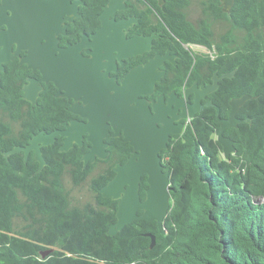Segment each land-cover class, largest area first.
<instances>
[{"label":"trees","instance_id":"obj_1","mask_svg":"<svg viewBox=\"0 0 264 264\" xmlns=\"http://www.w3.org/2000/svg\"><path fill=\"white\" fill-rule=\"evenodd\" d=\"M147 1L183 53L182 83L233 73L208 97L220 118L228 117L231 99L254 97L236 114L251 123L223 132L235 152L224 158L216 112L201 111L161 152L170 183L165 234L155 221L137 219L110 237L117 203L98 190L111 171L89 179L92 201L77 204L65 179L80 187L92 168L82 169L79 157L60 153L57 145L42 148L47 165L38 174L31 156L26 163L22 153L3 157L40 130L60 128L63 120L57 99L50 102L46 94L29 118L14 117L24 105L9 95L8 120L0 118V264H264V0H234L228 13L219 0H201L195 21L187 14L190 0H164L161 6ZM106 2L86 0L83 19L93 21ZM218 24L225 29L216 35ZM181 44L204 46L214 57L190 55ZM145 187L143 176L140 199ZM146 234L155 237L152 249ZM45 250L50 254L43 259Z\"/></svg>","mask_w":264,"mask_h":264},{"label":"water","instance_id":"obj_2","mask_svg":"<svg viewBox=\"0 0 264 264\" xmlns=\"http://www.w3.org/2000/svg\"><path fill=\"white\" fill-rule=\"evenodd\" d=\"M155 1L159 6L164 3V0ZM219 1L224 13H228L234 4V0ZM44 3L40 2L37 5V0H3V4L0 6V15L9 10L11 16L8 22L3 19L2 23L7 25L6 32H9L10 35L18 33L19 36L14 42L17 43L18 48L27 50V57L24 62L31 65L32 68H38L42 72L43 81H51L59 90H67L70 88L67 87V79L71 78V74L74 72V69L69 67L67 55L73 53V48L57 51L59 53L55 59L57 66H51L45 56L52 55L57 50L55 38L64 30L61 23L63 21L71 22L74 16H79L76 12V4L82 3L75 1L73 4H69V0H48L46 4ZM38 8L41 12L37 11ZM46 9H48L47 13L45 12ZM122 9V0H109L99 16L101 26L92 36L95 42L94 48L98 49L95 55L100 58L99 65L95 68V74L102 82L99 86L96 84L90 87L97 93L98 98L95 104L99 106L98 111L96 110L97 113L88 117L85 123L77 121L64 123L65 129L61 131L56 130L49 134L40 131L29 139L26 146H14L9 151L3 152L2 155L7 158L12 154L22 152L24 161H26L29 152L32 151L34 161L38 164L34 174H38L46 166L41 148L53 144L55 136L59 135L63 138V144L59 151L66 152L73 144L81 146L82 135L87 134L90 148L82 157L85 166L88 161H94L96 158L103 160L107 157L105 151L107 144L104 139L109 128H111L114 137L122 135L123 142L129 143L133 147V153L125 164H117L112 168L115 173L114 177L98 190L102 198L117 201L116 220L109 225L106 234L113 237L121 232L127 224L137 219L147 222L155 221L159 232L165 234L163 220L170 209V183L169 172L163 171L159 153L167 149L169 136L182 134L183 127L178 125L176 129L173 126V121L176 119L173 113L177 107L175 106L173 111L170 109L172 106L171 94L166 103L162 100L163 97L159 96L152 103L151 108L143 100L137 99L141 94L150 93L155 82L159 81V75L154 73V69L160 64L158 56L151 59L147 64L131 70L119 85L107 78V72L111 68L109 63H103V60L110 59L113 61L114 55L121 61L123 58L141 54L139 50L140 41H146L145 48H150L151 37L147 39L141 37L125 39L123 30H127L130 26V20L115 22L109 19L113 13ZM64 15H67L65 19H63ZM42 40H45V43L42 44ZM38 42L41 43L40 47H38ZM40 64L45 68L44 70L41 69ZM103 69L106 71L100 75L99 72ZM52 70H57L55 76L45 75ZM144 71H149L153 75L147 85L144 84V81H136L135 79L136 74L144 73ZM232 75L233 73L220 76L214 74L211 83L208 85L198 87L193 84L187 88L184 97L187 98L192 94L194 99L192 104L182 107L181 115L183 119H193L195 114L204 109H214L216 119L220 124L217 142L222 147L225 159H228L235 152V148L233 141L225 137L223 132L228 128H237L238 124L241 123H251L249 118H236V114L245 102L254 99V97L242 95L231 99L229 101L230 112L225 119L219 118V108L211 100H207L204 104H201L200 100L214 92L219 81L230 78ZM106 84L108 90L104 91ZM108 91H113L114 94L108 95ZM37 94L36 91L33 95L25 92L23 98L34 104ZM56 96H59V93ZM70 111L80 113L77 109H70ZM142 175L146 176L147 183L143 200L139 197V183ZM146 236L151 240L150 249H152L155 244V237L150 234H146ZM49 254L50 250L42 251L41 257L44 259Z\"/></svg>","mask_w":264,"mask_h":264},{"label":"flooded vegetation","instance_id":"obj_3","mask_svg":"<svg viewBox=\"0 0 264 264\" xmlns=\"http://www.w3.org/2000/svg\"><path fill=\"white\" fill-rule=\"evenodd\" d=\"M46 1L48 0H37V5L40 4V2H45L44 4H46ZM75 1L82 3L80 5L76 4V12L79 16H74L71 22L63 21L61 23V27H63L64 30L55 38L57 50H55L52 55L45 56L51 66H57V64L55 63V59L59 55L57 51L73 48V53H68L67 55V59L70 63L69 67L74 69V72L71 74V78L67 79V87H70L67 88V90H59L53 82L43 81L42 72L38 68H32L31 65L24 62V59L27 57V50L18 48L17 43L14 42L19 36L18 33H13L10 35L9 32H6L7 25L5 23H2L3 19L8 22V19L11 16V11L6 10L4 14L0 15V102L4 107L3 113H0V118L5 122H7L9 117L7 111L9 95L17 96L18 98H20L24 105L23 111L19 113L20 115L18 114L14 117L26 116V118H29V110L38 104V101L41 99L42 94H46L48 96L50 95L51 97H49L52 98L50 102H53V100L57 99L56 105H59V107L61 106L62 108L59 114L63 117V120L59 123L60 128L48 132L40 130L45 134H49L56 130H64V123L68 124L71 121L85 123L87 122L88 117H92V114L95 115L97 113L99 109V106L95 105L98 98L96 95L97 93L90 87L96 84L99 86L102 84V82L97 78L95 74V68L99 65L100 58L98 55H95L98 49L94 48L95 42L92 39V36L98 31L101 26L99 16L104 7L108 4L109 0H107L106 4L103 5L101 11L91 22L83 19V11L86 7V0H69V4H73ZM2 4L3 0H0V6ZM122 5L123 9L113 13L109 19L115 22H118L120 20H130V26L127 28V30H123V32L125 33V39L128 40L134 37L147 39L151 37L150 48H145L146 41H140L141 47L139 48V50L141 51V54L123 58L121 61L118 58H115L114 55L113 61L110 59L103 60V63H109V67L111 68V70L107 72V78L111 81L113 80L114 84L116 83L117 85H119L123 78L131 70L147 64L151 59L158 56L160 64L154 69V73L159 75V81L155 82L154 88L150 93L141 94L137 99L143 100L148 105V107L151 108L152 103L155 102L159 96H162V100L164 101V103H166L169 100L171 94L172 106L170 107V109L173 111L174 107H177V110H175V112L173 113V116L176 118L173 121V126L177 129V126L181 125L183 127V133L186 126L190 124V121L192 119L181 118L182 107H187V105L192 104L194 99V96L192 94H190L187 98L184 97L185 90L191 87L193 84H196L198 87L201 85L206 86L211 83V81L208 83L200 84H198L197 82H191L188 86L186 85L187 81H184L182 83L185 66V63L183 62V53L168 37L167 33L161 26L158 17L154 14L149 2L147 0H122ZM37 11L41 12L39 8L37 9ZM47 11L48 9L45 10L46 13ZM66 16L67 15H64L63 19H65ZM41 43H45V40H42ZM41 43L38 42V47L41 46ZM181 47L183 51L186 52L183 48V44H181ZM209 57L212 59L214 57L213 53H211ZM40 67L43 70L45 69L41 66V64ZM55 71L57 72V70H52L49 71V74L45 75L55 76ZM105 71V69L100 70L99 74L102 75ZM152 76L153 75H151V72L144 71V73L136 74L135 79L136 81H144V84L147 85V83L150 82ZM104 88V91L108 90L107 84L106 86H104ZM24 89H26V91H24ZM35 91L38 92V94L35 98L34 104L23 98L25 92L27 94L33 95ZM57 93H59V96H56ZM64 94H67L68 96H62ZM107 94L112 95L114 94V92L108 91ZM209 95L201 99L200 103L204 104L207 100H211L208 98ZM70 109H77L81 114L72 112L70 111ZM197 114H195V116ZM113 133V130L109 128L107 136L104 139V142L107 144V148L105 149V151L107 152V157L103 160L96 158L94 161H88L85 166L82 161V157L89 151L90 148V144L87 141V134L82 135L81 146H78V144H73L72 147L69 148L66 152L59 151V148L63 144V138L59 135L55 136V141L53 144L46 147L57 145V150L60 153H69L72 157H79V162L82 169L92 167L86 179H92L97 175H101L111 171L112 176L109 178L110 180L115 175L112 168L117 164H125V162L133 153V147H131L129 143L123 142L122 135L114 137ZM180 135L181 134H171L169 136L167 146L172 138ZM29 139L23 146L20 147L26 146L29 142ZM121 143L123 144V146H121ZM161 152L159 153V157L162 164L163 160L161 157ZM30 156L34 160L33 152L31 151L29 152L28 157L26 161H24V163L27 162ZM97 166H101V170L96 175L90 176L92 169L96 168ZM162 166L163 171H165L163 164ZM143 176L145 177L146 182V176L142 175L139 183V197ZM146 188L147 187L143 189L144 197Z\"/></svg>","mask_w":264,"mask_h":264},{"label":"rangeland","instance_id":"obj_4","mask_svg":"<svg viewBox=\"0 0 264 264\" xmlns=\"http://www.w3.org/2000/svg\"><path fill=\"white\" fill-rule=\"evenodd\" d=\"M201 0H190V5L187 11L188 18L191 21H195L199 15V2ZM225 29L223 24L214 25L213 30L214 33L221 34ZM196 53H202V50H195ZM101 170V166H97L93 168L90 176L96 175ZM88 180L87 179L80 187H72L70 180L65 179V185L67 189L70 191L72 198L77 204H85L87 202L92 201V194L88 190Z\"/></svg>","mask_w":264,"mask_h":264},{"label":"built area","instance_id":"obj_5","mask_svg":"<svg viewBox=\"0 0 264 264\" xmlns=\"http://www.w3.org/2000/svg\"><path fill=\"white\" fill-rule=\"evenodd\" d=\"M183 48L185 49L186 52H188L190 55H211V51H209L207 48H205L204 46H200V45H192V44H183ZM195 50H202V53H196Z\"/></svg>","mask_w":264,"mask_h":264}]
</instances>
